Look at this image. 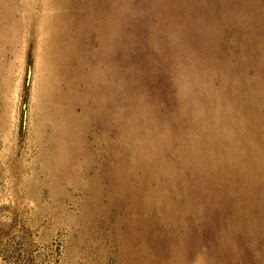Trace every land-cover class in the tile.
Masks as SVG:
<instances>
[{"label": "rangeland", "instance_id": "374dc122", "mask_svg": "<svg viewBox=\"0 0 264 264\" xmlns=\"http://www.w3.org/2000/svg\"><path fill=\"white\" fill-rule=\"evenodd\" d=\"M0 264H264V0H0Z\"/></svg>", "mask_w": 264, "mask_h": 264}]
</instances>
